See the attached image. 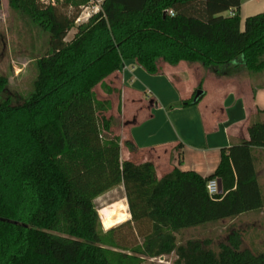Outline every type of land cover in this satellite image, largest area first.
Instances as JSON below:
<instances>
[{
    "label": "trees",
    "instance_id": "obj_1",
    "mask_svg": "<svg viewBox=\"0 0 264 264\" xmlns=\"http://www.w3.org/2000/svg\"><path fill=\"white\" fill-rule=\"evenodd\" d=\"M88 1L8 0L48 40L27 97L12 103L8 77L0 74V95L7 93L0 98V264H140L170 254L171 262L156 264H264V244L244 245L245 229L233 228L215 244L211 237L180 238L187 228L264 206L255 167V151L264 148V109L251 116L247 138L221 147L209 174L175 164L157 177L151 160L121 159L120 137L105 114L110 100L96 91L98 84L117 91L104 79L126 59L151 74L161 70L160 61L196 63L216 74L260 71L264 10L241 26L240 0H100L66 39ZM193 97L171 106L200 98ZM177 152L181 162L180 143ZM133 169L150 185V229L128 253L111 248L118 242L102 228L94 200ZM211 177L221 182L213 195L206 188Z\"/></svg>",
    "mask_w": 264,
    "mask_h": 264
},
{
    "label": "rangeland",
    "instance_id": "obj_2",
    "mask_svg": "<svg viewBox=\"0 0 264 264\" xmlns=\"http://www.w3.org/2000/svg\"><path fill=\"white\" fill-rule=\"evenodd\" d=\"M92 5V3H89L88 7L86 5L80 7V16L67 32L66 39L73 36L78 23L87 20L88 16L86 14L87 11L92 9ZM67 11L71 12V8L69 7ZM47 40V31L37 26L26 13L10 6L8 0H0V74L8 77L7 93L12 96V103H17L19 98L27 97L33 90V80L36 76L35 60L46 49ZM160 64L162 68L156 74H164L167 77L166 73H168L174 90L177 93L184 94V99L192 98L198 88L205 89L207 70L200 65L191 64L187 61H180L177 64L160 61ZM143 71L132 70L130 76L133 78V86L136 88L144 87L149 90L151 89L149 84H153L154 80L152 78L149 81L147 78L148 81H146L144 76L151 77L153 75L148 74L145 70ZM258 74L263 75L262 81H264V69L252 71L239 67L230 77H225L224 82H219V85L236 88L246 86L249 88L250 85L248 86L247 81H252V78ZM142 75L144 76L142 77ZM104 81L117 89V91L108 94L99 84L96 86L97 95L102 98L108 97L110 100L109 108L105 114L112 117L110 130L113 134L119 135L121 150V147L125 145V137L128 136L129 123L133 118H140L147 112L144 109L139 116L133 114L137 110L135 107L130 106L128 99L131 97L141 98L143 104L150 105V97L144 92L140 94L131 92L127 86H124L120 78V71L109 74ZM146 82H149V84ZM208 84L211 86L210 83ZM7 93L0 95V98L6 96ZM206 97L207 95L203 99H206ZM169 104L165 105L168 109L183 107V105L171 106ZM156 152L165 158L170 153H166L165 148H160ZM144 154H147V151L135 152L133 161L136 163L141 162ZM120 155L123 154L120 153ZM164 157L161 160L162 162ZM121 159L123 160V157ZM157 167L160 170L164 168V165L158 162ZM149 186L146 181L141 179L137 169L124 170L122 180L118 185L95 198L94 205L100 215L102 228L104 230L111 228L118 242V247L111 246V248L129 253L131 248L140 242L142 235L150 229V220L146 215ZM119 218L123 219L117 221ZM238 224L237 219L232 217L223 218L215 224L187 228L181 233L180 238L184 240L188 237H211L215 244L219 240L225 239L227 234L233 230V227H237ZM243 244H254L256 248V237L245 234ZM260 248H264V246ZM173 258V254L146 257L140 264L169 263Z\"/></svg>",
    "mask_w": 264,
    "mask_h": 264
},
{
    "label": "crops",
    "instance_id": "obj_3",
    "mask_svg": "<svg viewBox=\"0 0 264 264\" xmlns=\"http://www.w3.org/2000/svg\"><path fill=\"white\" fill-rule=\"evenodd\" d=\"M261 10H264V0H240L241 26L245 16ZM142 68L134 59H126L122 68L118 70L123 85L131 92L136 94L144 92L150 97V105L143 104L141 98L128 99L130 106L137 110L133 114L139 116L144 109L147 112L140 118H133L129 123L128 136L125 140L131 141L135 148L130 150L125 144L121 147L120 153L123 155L120 157L133 160L135 152L147 151L141 162L151 160L157 177L175 164L184 169H194L203 175L209 174L219 162L221 147L237 142L241 138H247L251 116L255 114L257 108L264 109L263 75L258 74L252 78V81H247L249 88L224 87V85L220 86L219 82H224L225 77H230L235 72L216 74L207 69L205 78L211 86L206 83L205 89L201 88L203 92L199 100L183 107L168 109L165 106L167 103L171 105L184 99V94L174 90L168 73H166L167 77L164 74H152L151 77L142 75L146 81L152 78L154 80L153 84L146 82L151 87L149 90L144 87H134L131 72L134 69L144 72L145 69ZM206 95V99H203ZM260 117L264 120V113H261ZM179 143L181 162L177 159ZM160 148H165L166 153L170 152L166 158L156 152ZM158 162L164 165L163 169H158ZM255 167L259 183L264 190V148L258 149L257 153L255 151ZM232 218L239 221L237 227L233 228L245 229L246 234L256 237V245L264 244V206L239 213ZM121 219L123 218L117 221Z\"/></svg>",
    "mask_w": 264,
    "mask_h": 264
},
{
    "label": "built area",
    "instance_id": "obj_4",
    "mask_svg": "<svg viewBox=\"0 0 264 264\" xmlns=\"http://www.w3.org/2000/svg\"><path fill=\"white\" fill-rule=\"evenodd\" d=\"M42 1L48 2V3H55L56 0H42ZM89 3H92L93 4L92 5L93 7H92V9L90 11H87L86 16H88V17H89L90 14H92L95 11L98 10L100 0H89L88 1V4H85L86 7H88ZM168 12L170 14H173V10L171 8L168 9ZM229 13H232V11H229ZM79 16H80V13H79V15H78L77 18H79ZM206 188H207V191H208V193L210 195H213V194L217 193L218 192V179L216 177L209 178L207 180V183H206Z\"/></svg>",
    "mask_w": 264,
    "mask_h": 264
},
{
    "label": "water",
    "instance_id": "obj_5",
    "mask_svg": "<svg viewBox=\"0 0 264 264\" xmlns=\"http://www.w3.org/2000/svg\"><path fill=\"white\" fill-rule=\"evenodd\" d=\"M202 92L203 91H202L201 88L196 89L195 94H194V97H193V100L198 99V97L201 95ZM218 191H221V182H220V179H218Z\"/></svg>",
    "mask_w": 264,
    "mask_h": 264
}]
</instances>
